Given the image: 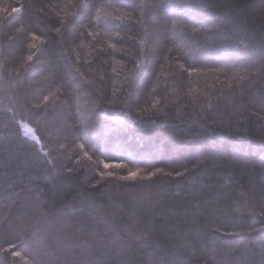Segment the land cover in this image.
<instances>
[{
    "label": "trees",
    "instance_id": "trees-1",
    "mask_svg": "<svg viewBox=\"0 0 264 264\" xmlns=\"http://www.w3.org/2000/svg\"><path fill=\"white\" fill-rule=\"evenodd\" d=\"M7 4L0 264H264V0Z\"/></svg>",
    "mask_w": 264,
    "mask_h": 264
},
{
    "label": "snow or ice",
    "instance_id": "snow-or-ice-1",
    "mask_svg": "<svg viewBox=\"0 0 264 264\" xmlns=\"http://www.w3.org/2000/svg\"><path fill=\"white\" fill-rule=\"evenodd\" d=\"M23 8V5H21L20 7H12L11 9V12L12 13H17V12H20ZM5 11H7V9H5ZM116 20H127V19H131L130 15L129 14H123V15H117L115 17ZM57 32L60 31V29H57L56 30ZM39 37L33 35L32 39L33 40H36L38 39ZM33 47H35V45H33ZM111 47L115 48V45H112ZM126 55H129V53H125ZM29 60L32 59L31 56L28 57ZM135 67L138 68L139 67V64H135ZM181 68H183V65H181ZM184 71H187L189 73H193V72H198L199 69L197 68H183ZM45 99H47V97H45ZM142 111H146L145 109H142ZM258 119H264V117H257ZM26 131L29 132V133H33V136L34 138L35 137V133H34V130L32 128H29L27 127V125L24 126ZM38 139V138H37ZM80 148L83 149L84 148V145L81 144L80 145ZM84 158L85 159H91V157L89 156V153L87 151L84 152ZM77 163H79V161H77ZM103 167L105 169H109V168H112V167H123L122 164H112V163H104L103 164ZM69 171L71 172L72 169H69ZM157 171H160L159 169ZM99 176L101 177V179H104V178H108V177H112L114 175V173L108 171V172H100L98 173ZM172 173H166V175H171ZM181 173L177 172L176 175H180ZM148 177H152V176H155L156 175V172H151V173H148L147 174ZM140 177V169L137 168L135 171H129L127 175H122V176H119L118 179L120 180H130V181H135L136 179H138ZM99 183V181L97 182ZM95 186V185H94ZM14 247V245H13ZM13 255H16V256H19L20 253L19 252H16V253H13Z\"/></svg>",
    "mask_w": 264,
    "mask_h": 264
},
{
    "label": "rangeland",
    "instance_id": "rangeland-1",
    "mask_svg": "<svg viewBox=\"0 0 264 264\" xmlns=\"http://www.w3.org/2000/svg\"><path fill=\"white\" fill-rule=\"evenodd\" d=\"M70 2H73V0H70ZM7 3H9V0H1L0 1V11H1V13L5 10V9H10V6L7 4ZM39 43L40 42H38V41H36V40H34V42H32V47H33V45H35V47L37 48L38 47V45H39ZM24 133L28 136V138H31V137H33V133H29V132H25L24 131ZM35 133V132H34ZM35 137H36V140H38L37 139V136H36V134H35ZM55 137H57V136H55ZM32 140V139H31ZM58 141H62V138L60 137L59 138V140ZM60 144H58V143H52V145L50 146V148L47 146H45L46 148V150L48 151V152H50V153H58L59 152V149H63V150H65V151H67V152H69V151H71V149L72 148H67V147H65V146H62L61 144H62V142H59ZM47 148H49V149H47ZM57 148H58V150H57ZM39 149H41L42 150V152L45 154V149L43 150L42 148H39ZM77 150H79L80 151V145H78V147H77ZM53 155H55V154H53ZM78 152H75V153H73V156H76L75 157V162H77V161H79L80 162V157H78ZM68 159V161L70 162V158L68 157L67 158ZM64 160H66V159H64ZM82 160V159H81ZM112 164H115V163H112ZM94 170H98V171H93L94 172V174L97 176V177H100L99 176V174L98 173H100V172H108V171H110V172H112V173H114V175L112 176V177H116L115 179H117V181L119 180L118 179V177L119 176H122V175H127L128 174V172L129 171H133V170H127L124 166L123 167H119V168H117V167H112V168H109V169H105L104 167H103V164H100V168H98L97 169V167L96 168H94ZM148 173H141L140 172V177H139V179H142V178H146V176H148L147 175ZM101 178V177H100ZM110 178L108 177V178H104V180L105 181H110L109 180ZM103 180V179H102ZM14 253H16V252H14Z\"/></svg>",
    "mask_w": 264,
    "mask_h": 264
},
{
    "label": "water",
    "instance_id": "water-1",
    "mask_svg": "<svg viewBox=\"0 0 264 264\" xmlns=\"http://www.w3.org/2000/svg\"><path fill=\"white\" fill-rule=\"evenodd\" d=\"M31 139H32V141H35L36 138H34V136H33V137H31ZM36 143H39V142L36 141Z\"/></svg>",
    "mask_w": 264,
    "mask_h": 264
}]
</instances>
